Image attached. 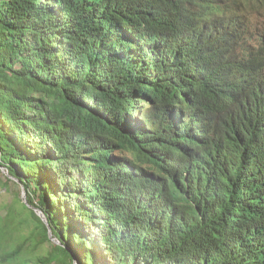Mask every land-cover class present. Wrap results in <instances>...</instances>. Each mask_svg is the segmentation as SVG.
Returning <instances> with one entry per match:
<instances>
[{"label":"trees","instance_id":"1","mask_svg":"<svg viewBox=\"0 0 264 264\" xmlns=\"http://www.w3.org/2000/svg\"><path fill=\"white\" fill-rule=\"evenodd\" d=\"M9 182L0 264H264V0H0Z\"/></svg>","mask_w":264,"mask_h":264},{"label":"rangeland","instance_id":"2","mask_svg":"<svg viewBox=\"0 0 264 264\" xmlns=\"http://www.w3.org/2000/svg\"><path fill=\"white\" fill-rule=\"evenodd\" d=\"M1 174L2 175H7V171L5 168H1ZM9 192L5 191L4 188L0 189L1 191V195H0V201L1 202H4V201H7L9 202L10 200H13L14 199V196H13V193L14 191L16 190H19L20 189V194L18 195L19 197L22 198V200L25 201L24 199V196H23V190H22V186L21 184H18L15 185L13 184L12 182H9ZM38 212L36 211V214ZM5 214V208H1L0 207V216H3ZM22 219H24V217L21 216ZM6 223H4L6 225V230H8V238H7V243H10V244H14L18 238H20L22 236V233H23V230L24 228H28V225L29 223H22L19 227H13L12 223H9L7 221H4ZM56 241V240H54ZM32 251L30 249H27L26 252H25V255L26 256H31L32 255Z\"/></svg>","mask_w":264,"mask_h":264},{"label":"water","instance_id":"3","mask_svg":"<svg viewBox=\"0 0 264 264\" xmlns=\"http://www.w3.org/2000/svg\"><path fill=\"white\" fill-rule=\"evenodd\" d=\"M22 186V185H21ZM22 190L24 191V189H23V186H22ZM23 196H24V199H25V202H27L26 201V198H25V191L23 192ZM35 211H37L38 213H37V215L47 224V220H46V218L44 217V215H43V213H42V211L40 210V209H38V208H35ZM48 225V224H47ZM49 235H50V237H51V233H50V230H49ZM53 240H56L55 238H53ZM74 264H78L77 263V261H76V259H74Z\"/></svg>","mask_w":264,"mask_h":264}]
</instances>
